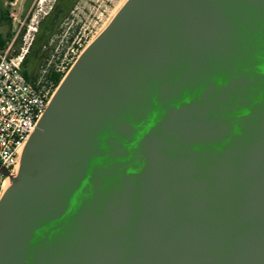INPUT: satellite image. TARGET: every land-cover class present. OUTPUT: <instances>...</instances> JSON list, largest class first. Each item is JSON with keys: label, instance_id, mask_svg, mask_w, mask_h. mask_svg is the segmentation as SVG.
<instances>
[{"label": "water", "instance_id": "1", "mask_svg": "<svg viewBox=\"0 0 264 264\" xmlns=\"http://www.w3.org/2000/svg\"><path fill=\"white\" fill-rule=\"evenodd\" d=\"M0 171V264H264V0H127Z\"/></svg>", "mask_w": 264, "mask_h": 264}, {"label": "built area", "instance_id": "2", "mask_svg": "<svg viewBox=\"0 0 264 264\" xmlns=\"http://www.w3.org/2000/svg\"><path fill=\"white\" fill-rule=\"evenodd\" d=\"M53 7L52 4L50 10ZM49 13L41 5L32 15L31 23L39 24ZM10 17L18 22L19 27L7 46L0 49V165L16 174L25 145L58 86L43 81L42 76L34 82L24 74V61L35 42L37 27L30 24L26 27L27 17L22 21V15L18 17L15 12H11ZM81 41L68 40L67 49L60 53V61L54 67L57 72L64 73V76L69 72L84 51ZM14 46H18L17 49ZM10 185L11 178L0 171V203Z\"/></svg>", "mask_w": 264, "mask_h": 264}, {"label": "rangeland", "instance_id": "3", "mask_svg": "<svg viewBox=\"0 0 264 264\" xmlns=\"http://www.w3.org/2000/svg\"><path fill=\"white\" fill-rule=\"evenodd\" d=\"M127 0H14V3L8 1L6 5L0 9H8L9 12H15L22 15V21L25 20V26L30 24L37 27L36 37L44 34L45 37L50 36L48 44L44 50L49 54L47 64L58 63L60 53L67 49L68 40L82 39L84 49L107 27L116 13L126 3ZM61 4L64 12L57 18V23L50 32L46 28L49 23V16H45L40 20L39 24H32L31 17L37 12L41 5L45 11H50V16L57 4ZM52 4L54 5L51 9ZM11 18V17H10ZM42 22V23H41ZM17 21H12L11 33L14 35L15 30H18L19 24ZM28 27V26H26ZM8 25L2 27L4 34H7ZM51 33V34H50ZM13 37V36H12ZM71 40V41H72ZM71 43V42H70ZM16 49L18 46H14ZM42 69V68H41ZM40 71V69H38Z\"/></svg>", "mask_w": 264, "mask_h": 264}, {"label": "trees", "instance_id": "4", "mask_svg": "<svg viewBox=\"0 0 264 264\" xmlns=\"http://www.w3.org/2000/svg\"><path fill=\"white\" fill-rule=\"evenodd\" d=\"M64 12L63 6L59 3L55 7L54 11L52 12V16L49 14L47 16L49 19L48 26L49 31H53L54 25L57 23V18ZM42 23V22H41ZM4 25H8V32L4 34L1 30V27ZM12 28V19L10 18L9 10L2 9L0 10V49H3L7 46L8 42L11 40L13 34L11 33ZM51 34V33H50ZM50 36L45 37L44 34L37 36L35 42L30 50V53L27 55L24 61V74L34 82H37L38 79L42 76L43 81H51L54 84V87H57L64 77V73L57 72L55 70L56 63H50L47 66V62L49 61V54L44 50V47L48 44ZM72 40V38H70ZM19 41L17 42V44ZM40 60L41 63L44 65L40 71L36 74L33 73L32 65L35 61ZM60 61V58L57 59V62ZM45 67H47L46 71H44ZM33 77V78H32Z\"/></svg>", "mask_w": 264, "mask_h": 264}, {"label": "flooded vegetation", "instance_id": "5", "mask_svg": "<svg viewBox=\"0 0 264 264\" xmlns=\"http://www.w3.org/2000/svg\"><path fill=\"white\" fill-rule=\"evenodd\" d=\"M43 67L44 65L41 63L40 60L35 61L32 65L33 73L36 74L39 71L38 69H41Z\"/></svg>", "mask_w": 264, "mask_h": 264}, {"label": "crops", "instance_id": "6", "mask_svg": "<svg viewBox=\"0 0 264 264\" xmlns=\"http://www.w3.org/2000/svg\"><path fill=\"white\" fill-rule=\"evenodd\" d=\"M8 1H10L11 3H14L13 2L14 0H0V7L3 6V5H6L8 3ZM2 9H0V10H2ZM2 27H1V30H2Z\"/></svg>", "mask_w": 264, "mask_h": 264}]
</instances>
